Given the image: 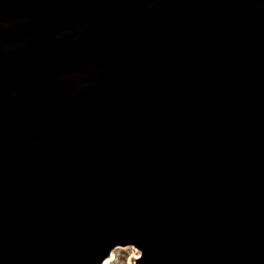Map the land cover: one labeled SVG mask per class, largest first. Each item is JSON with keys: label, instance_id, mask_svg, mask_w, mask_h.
Wrapping results in <instances>:
<instances>
[{"label": "water", "instance_id": "obj_1", "mask_svg": "<svg viewBox=\"0 0 264 264\" xmlns=\"http://www.w3.org/2000/svg\"><path fill=\"white\" fill-rule=\"evenodd\" d=\"M129 245L264 264V0H0V264Z\"/></svg>", "mask_w": 264, "mask_h": 264}, {"label": "bare ground", "instance_id": "obj_2", "mask_svg": "<svg viewBox=\"0 0 264 264\" xmlns=\"http://www.w3.org/2000/svg\"><path fill=\"white\" fill-rule=\"evenodd\" d=\"M197 2V1H196ZM200 3V2H199ZM16 35V34H15ZM64 35V34H63ZM62 35V36H63ZM21 37V36H20ZM14 42V41H13ZM63 43H65V41H63ZM71 53H74V51H73V49L71 48V47H66ZM93 48V47H92ZM94 50V49H93ZM98 52H99V50L97 51V53H95V54H93L94 55V60L92 61V67L88 70V71H85V72H81V74H88V73H90L91 71H92V69H93V67H94V65H95V63H96V61H97V59H98ZM78 54V53H77ZM76 54V55H77ZM90 54V53H89ZM76 55H73V56H76ZM73 56H71V57H73ZM101 56V55H100ZM20 57H21V59H22V64H23V67H24V69H25V71H26V73L29 75L28 77H31L32 78V80H33V83H34V86H35V88L37 87L41 92H43V93H48L50 90L51 91H53V89H52V87L53 86H55L56 85V79L55 78H52V77H50V78H47V77H42L41 75H39V72L36 70V68H35V66L32 64V61H31V59L27 56V54H25V53H20ZM112 57V56H111ZM91 65V64H90ZM101 65V64H100ZM116 65V64H115ZM111 68V67H110ZM33 86V87H34ZM177 86V85H176ZM176 86H175V84L173 85V89L174 90H177V88H176ZM41 87H44V91L42 90V88ZM49 94V93H48ZM194 93H193V91H191V95H193ZM56 99L57 98H55V97H52V98H49L48 99V102H49V104L51 105L53 102H55L56 101ZM73 105V104H72ZM49 108V107H48ZM79 108V107H78ZM24 109V108H23ZM57 112V111H56ZM106 126H107V123H104V122H96L95 123V125H94V131H96V132H101L103 129H105L106 128ZM190 143V142H189ZM39 177V176H38ZM35 178H36V176H35ZM31 179V178H30ZM41 180V179H40ZM31 181H32V179H31ZM35 181V180H34ZM38 181V180H37ZM29 182V181H28ZM27 182V183H28ZM26 184V183H25ZM40 184V183H39ZM15 185V184H14ZM28 185V184H27ZM11 187H13V185L11 186ZM25 190V189H24ZM23 193H26L27 194V191H23ZM17 195H19V194H17ZM19 197V196H18ZM5 198V197H4ZM23 199H27V197H25V195H24V197H23ZM3 200H5V201H7V199H3ZM16 200V199H15ZM19 200H20V198H19ZM4 201V202H5ZM11 200H9V202H10ZM21 201V200H20ZM23 201V200H22ZM3 203V202H2ZM20 203V202H19ZM23 203V202H22ZM15 204V203H14ZM7 205V204H6ZM17 205H18V203H17ZM20 205V204H19ZM20 208V207H19ZM23 208V207H22ZM5 209V208H4ZM5 213V212H4ZM8 213V212H7ZM113 258H114V252H113V254H112V256L107 260V262L105 263V264H108L109 262H111L112 260H113Z\"/></svg>", "mask_w": 264, "mask_h": 264}, {"label": "rangeland", "instance_id": "obj_3", "mask_svg": "<svg viewBox=\"0 0 264 264\" xmlns=\"http://www.w3.org/2000/svg\"><path fill=\"white\" fill-rule=\"evenodd\" d=\"M136 249L129 245L114 251V258L108 264H131V259L137 255Z\"/></svg>", "mask_w": 264, "mask_h": 264}]
</instances>
